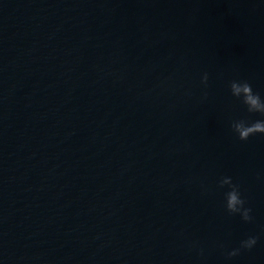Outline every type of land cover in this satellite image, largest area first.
I'll return each instance as SVG.
<instances>
[{
	"label": "water",
	"instance_id": "95a60500",
	"mask_svg": "<svg viewBox=\"0 0 264 264\" xmlns=\"http://www.w3.org/2000/svg\"><path fill=\"white\" fill-rule=\"evenodd\" d=\"M236 80L264 97L260 0H0V264H264Z\"/></svg>",
	"mask_w": 264,
	"mask_h": 264
},
{
	"label": "clouds",
	"instance_id": "9594fccd",
	"mask_svg": "<svg viewBox=\"0 0 264 264\" xmlns=\"http://www.w3.org/2000/svg\"><path fill=\"white\" fill-rule=\"evenodd\" d=\"M264 4V0H260ZM208 73L205 72L201 76V84L207 87ZM230 94L233 98L244 105L248 113L259 114L264 117V97L258 92L252 90L251 85L247 81H233L230 86ZM233 134L241 141H247L249 137L254 135H264V118L256 120L236 119L231 124ZM243 201L240 198V193L233 190L228 194V207L232 211H239ZM257 243L256 238H249L243 241L240 248L251 249ZM240 249H236L230 253L234 257L239 253ZM202 254V250H201Z\"/></svg>",
	"mask_w": 264,
	"mask_h": 264
}]
</instances>
